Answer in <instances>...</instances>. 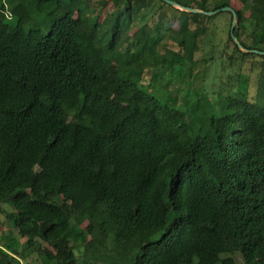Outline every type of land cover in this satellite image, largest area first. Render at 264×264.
<instances>
[{"label":"trees","instance_id":"16d2710c","mask_svg":"<svg viewBox=\"0 0 264 264\" xmlns=\"http://www.w3.org/2000/svg\"><path fill=\"white\" fill-rule=\"evenodd\" d=\"M91 1L0 0V205L28 244L0 264H264V82L253 102L162 101L157 72L171 70L158 88L187 72L213 17L117 0L100 22ZM172 1L234 9L233 35L264 52V0Z\"/></svg>","mask_w":264,"mask_h":264},{"label":"rangeland","instance_id":"374dc122","mask_svg":"<svg viewBox=\"0 0 264 264\" xmlns=\"http://www.w3.org/2000/svg\"><path fill=\"white\" fill-rule=\"evenodd\" d=\"M80 1L84 3L88 0ZM91 2L92 7H95L96 10L91 11L93 8L90 9L86 13L87 19L92 15L93 19H98L100 22H103L109 14L113 13L116 10V5L119 4L117 0H94ZM120 3L122 4L121 1ZM231 4L237 9L241 7L238 0H231ZM154 11L151 10L149 14L146 11H142L139 23L134 24L125 34L122 49L126 48L127 40L129 42L132 40L138 27L147 23V21H151L152 25L153 21L158 20V15L155 16L154 20L151 19ZM165 15L167 17L166 28L172 23L175 24V14L172 11L167 10ZM246 15L250 16L249 13ZM211 17L213 18L206 20L209 30L198 42V49L194 54L193 63H187L186 65L190 72L183 71L180 76L176 75L165 86L159 88L158 86H161L160 83H164L165 78L169 77L171 70H168L165 75L161 74L160 71L157 72V82L154 83L155 86L149 88V91L162 101H165L168 94H171V98L177 101L178 106L181 109H185L188 102L196 100L198 95L203 93L210 95L212 101L214 96L218 94L222 96L242 94L252 102L258 98L261 83L264 82V60L259 57L241 56L234 52V47L229 42V36L232 26L236 24V20L231 15L219 12ZM246 35L248 37L247 41L250 42L251 40L247 33ZM168 44L169 39L164 32L159 51L162 52L163 47ZM103 51L108 57H111V50L104 49ZM146 77L150 78L148 72L145 73ZM11 211L8 206L0 205V247L10 245L14 240L20 243V250L24 251L28 246L27 240L22 238L18 230L10 223L7 216ZM74 226L77 227L75 223ZM74 251L79 257L83 254L82 248ZM236 258L242 264L241 255L238 254ZM26 262L39 264L36 256L27 258ZM23 263L20 259H14V264Z\"/></svg>","mask_w":264,"mask_h":264},{"label":"water","instance_id":"95a60500","mask_svg":"<svg viewBox=\"0 0 264 264\" xmlns=\"http://www.w3.org/2000/svg\"><path fill=\"white\" fill-rule=\"evenodd\" d=\"M169 5H171L172 7L180 10V11H185V12H188V13H195V14H205V15H208V16H212V15H215L219 12H231L232 15H233V19L236 20L237 19V13L234 9L230 8V7H225V8H222L220 10H216V11H213V12H204L202 10H199V9H194V8H189V7H184L180 4H178L177 2L175 1H172V0H161ZM233 30H234V25L232 26V29H231V32H232V38L234 40V42L237 44V46L239 47V49L243 52H252V53H257V54H260V55H264V52H260V51H256V50H252V51H249L247 49H245L239 42L238 38L235 37L233 35Z\"/></svg>","mask_w":264,"mask_h":264}]
</instances>
